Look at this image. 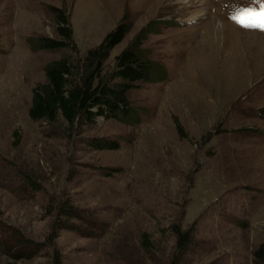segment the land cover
I'll use <instances>...</instances> for the list:
<instances>
[{
  "label": "rangeland",
  "instance_id": "obj_1",
  "mask_svg": "<svg viewBox=\"0 0 264 264\" xmlns=\"http://www.w3.org/2000/svg\"><path fill=\"white\" fill-rule=\"evenodd\" d=\"M251 3L0 0V264H168L172 225L193 231L179 264H253L264 243V31L230 19ZM59 9L80 55L128 17L108 64L145 30L166 77L130 91V123L70 132L29 119L45 65L66 54L35 48L57 37ZM59 202L94 221L53 232Z\"/></svg>",
  "mask_w": 264,
  "mask_h": 264
},
{
  "label": "trees",
  "instance_id": "obj_2",
  "mask_svg": "<svg viewBox=\"0 0 264 264\" xmlns=\"http://www.w3.org/2000/svg\"><path fill=\"white\" fill-rule=\"evenodd\" d=\"M55 12L57 37L39 38L35 48L62 50L66 54L45 65V82L36 84L31 91L27 111L29 119L53 128L63 127L70 132L92 126L97 119L130 123L135 115L129 100L130 91L137 83L162 81L166 77L163 68L157 67L143 48L145 30L140 31L108 64L111 51L129 32L128 17L123 16L99 44L80 55L72 39L68 16L60 9ZM177 128L182 133L180 126L177 125ZM90 143L101 150L119 148L116 142L90 139ZM30 184L33 185L28 182ZM57 208L58 217L53 222V232L75 231L78 226L69 222L73 219L94 221L68 202H59ZM171 231L175 243L168 264H179L192 243L193 231L182 230L178 225H172ZM141 245L144 249L150 247L145 234L141 236ZM252 257L253 264H264V243L257 246ZM53 264H59V261L55 260Z\"/></svg>",
  "mask_w": 264,
  "mask_h": 264
},
{
  "label": "snow or ice",
  "instance_id": "obj_3",
  "mask_svg": "<svg viewBox=\"0 0 264 264\" xmlns=\"http://www.w3.org/2000/svg\"><path fill=\"white\" fill-rule=\"evenodd\" d=\"M230 19L239 27L264 31V0H252L246 7L234 6Z\"/></svg>",
  "mask_w": 264,
  "mask_h": 264
},
{
  "label": "bare ground",
  "instance_id": "obj_4",
  "mask_svg": "<svg viewBox=\"0 0 264 264\" xmlns=\"http://www.w3.org/2000/svg\"><path fill=\"white\" fill-rule=\"evenodd\" d=\"M182 1L187 2L188 0H182ZM233 28H234V27H233ZM235 29H236V28H235ZM227 30H228V29H227ZM236 30H237L238 32H240V33L244 32V30H241V29H236ZM228 32L235 33V31H230V30H228ZM258 39H260V40H264V36L259 35Z\"/></svg>",
  "mask_w": 264,
  "mask_h": 264
}]
</instances>
